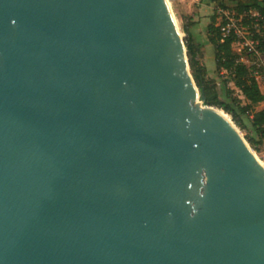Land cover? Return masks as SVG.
<instances>
[{"label": "water", "instance_id": "water-1", "mask_svg": "<svg viewBox=\"0 0 264 264\" xmlns=\"http://www.w3.org/2000/svg\"><path fill=\"white\" fill-rule=\"evenodd\" d=\"M196 101L166 0H0V264H264V166Z\"/></svg>", "mask_w": 264, "mask_h": 264}, {"label": "rangeland", "instance_id": "rangeland-1", "mask_svg": "<svg viewBox=\"0 0 264 264\" xmlns=\"http://www.w3.org/2000/svg\"><path fill=\"white\" fill-rule=\"evenodd\" d=\"M170 12L172 14L176 31L183 43L184 52L186 56L185 40L187 39V33L189 39L196 50V59L198 65L205 70V77L208 81H211L216 87L219 98L226 103L234 102V107H243L248 103L244 100L243 96L236 89L232 83L231 76L225 71H217L214 62V50L213 47L207 42L206 26L210 22L212 16H216V9L218 7H234V3L230 0H166ZM217 23V20H216ZM206 24V26H205ZM183 29L187 31L184 32ZM231 52L238 60H250L251 55L247 51L241 50L240 46L236 42L231 45ZM186 61L188 64L187 56ZM190 73V69L188 66ZM191 75V73H190ZM261 87V85H260ZM200 106H203L199 101H196ZM216 109L226 115L231 125L234 126L238 135L244 140L248 147L252 150L256 158L264 166V140L260 141L257 134L250 127V123L247 117L237 114L238 119L241 121L242 126H237L232 121L229 114L223 112L216 107L207 106ZM264 109V101L251 106V110L258 111ZM252 139L254 146L248 144V140Z\"/></svg>", "mask_w": 264, "mask_h": 264}, {"label": "trees", "instance_id": "trees-1", "mask_svg": "<svg viewBox=\"0 0 264 264\" xmlns=\"http://www.w3.org/2000/svg\"><path fill=\"white\" fill-rule=\"evenodd\" d=\"M236 3V11L238 13L249 9L260 10L261 7L255 0H230ZM184 32L187 33L185 29ZM207 41L214 50V62L217 71H226L230 76L232 83L239 90L244 100L248 103L243 107H234V102L226 103L219 98L216 87L211 81L206 79L205 70L198 65L196 59V50L189 39L185 40L186 56L191 76L200 94L203 95V106H211L221 109L230 115L232 121L237 126H242L237 114L247 117L250 127L257 134L260 141L264 140V109L253 111L251 106H255L264 101V93L259 90L255 80L249 76L247 68L239 63H235V56L231 52V38H223L220 35L219 28L215 26V17L210 18V22L206 27ZM250 146L256 143L252 139L248 140Z\"/></svg>", "mask_w": 264, "mask_h": 264}, {"label": "built area", "instance_id": "built-area-1", "mask_svg": "<svg viewBox=\"0 0 264 264\" xmlns=\"http://www.w3.org/2000/svg\"><path fill=\"white\" fill-rule=\"evenodd\" d=\"M255 2L261 7L260 10L249 9L238 13L235 9L236 3L233 2L235 5L231 9L225 6L218 7L214 17L220 35L223 38H231V45L236 42L241 50L251 55L250 60L236 59L235 63L247 68L249 76L264 93V0Z\"/></svg>", "mask_w": 264, "mask_h": 264}, {"label": "bare ground", "instance_id": "bare-ground-1", "mask_svg": "<svg viewBox=\"0 0 264 264\" xmlns=\"http://www.w3.org/2000/svg\"><path fill=\"white\" fill-rule=\"evenodd\" d=\"M167 3V2H166ZM168 5V4H167ZM173 18V17H172ZM174 21V20H173ZM174 26H175V23H174ZM175 29H176V27H175ZM179 36V35H178ZM220 116H222V118L226 121V122H228V123H230L229 122V119H228V117L226 116V115H224L223 113H221L220 111H218V110H215Z\"/></svg>", "mask_w": 264, "mask_h": 264}, {"label": "crops", "instance_id": "crops-1", "mask_svg": "<svg viewBox=\"0 0 264 264\" xmlns=\"http://www.w3.org/2000/svg\"><path fill=\"white\" fill-rule=\"evenodd\" d=\"M205 26H206V24H205ZM207 27V26H206ZM208 42V41H207ZM209 44V43H208Z\"/></svg>", "mask_w": 264, "mask_h": 264}]
</instances>
